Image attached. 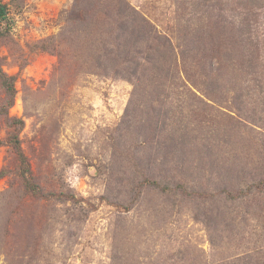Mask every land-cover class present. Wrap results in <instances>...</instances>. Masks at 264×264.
Here are the masks:
<instances>
[{"label": "rangeland", "instance_id": "obj_1", "mask_svg": "<svg viewBox=\"0 0 264 264\" xmlns=\"http://www.w3.org/2000/svg\"><path fill=\"white\" fill-rule=\"evenodd\" d=\"M2 1L0 264H240L260 234L235 206L262 221L264 193L252 209L221 194L239 186V157L264 174V61L261 88L232 57L208 63L237 0H127L160 37L129 62L134 34L105 48L124 19L142 27L120 0ZM106 3L123 13L112 25Z\"/></svg>", "mask_w": 264, "mask_h": 264}, {"label": "trees", "instance_id": "obj_2", "mask_svg": "<svg viewBox=\"0 0 264 264\" xmlns=\"http://www.w3.org/2000/svg\"><path fill=\"white\" fill-rule=\"evenodd\" d=\"M225 1L226 0H218L222 10L224 11H226ZM228 1H232V0H228ZM117 2L121 4V6L124 9H126L128 16L127 15L124 16H126L130 21L134 23L142 24V27L137 28L135 25H131L129 21L124 19L121 25L122 31L115 33L113 29L109 30L112 35L109 36L110 44L105 45V48L108 54H111L112 51L117 53L115 50H117L119 47H122L123 39L126 38V34H134L136 39V45L134 46L133 49L129 50L126 55L127 61L129 62L136 57L135 52H140V48L137 49V51L136 48L142 40H145L146 43L150 42V46H151L150 48H152L153 46L157 45L156 42L158 39H160V37L156 35L155 38L153 39V35H152L153 31L151 29L153 28L152 24L144 16H142L134 7H132L127 2V0H120ZM105 8H107L108 11L104 12V17L109 25L113 24L114 16H115L114 11L119 16L123 15V13H121L120 15L119 12L116 11L109 3H106ZM232 15L235 17V23H231L230 21H228L227 18L225 20H222L224 19L223 17L216 19L214 21L220 27L215 31L214 35L210 38L211 40H213V45L212 48L208 50L213 51V53H210V56L212 58H210L211 60L208 63L209 64L211 63V65L214 66L216 63L221 61V58L223 57V55L221 54H224V56L227 57H232L233 59H235V63L232 64L234 71L235 69L241 71L244 77L247 78L252 76L253 79L257 80L255 82V85L261 88L258 79L256 78V73L259 72L261 66L260 63L264 61V55H262L264 49L262 46L259 45L257 40L264 37V26H263L264 0H237V4H235V12ZM6 16H7L6 4L3 3L2 0H0V19L4 20L6 19ZM260 17H262V19ZM201 19L205 20V17L201 16L198 18V20ZM203 20L196 21V26L194 27V29L198 28L199 26H203L204 24L207 23L206 21ZM140 29H143V31ZM226 32L233 33V39H232L233 48L223 49V47L228 43V36L226 35ZM205 51H207V49H204L203 52ZM188 52L189 51L187 49L185 50L182 47V49H180L181 59L185 56H191L189 55ZM208 57L209 56H206L205 58ZM120 58H122V56ZM123 61L127 62L125 60ZM140 65L141 62L140 64L136 65L132 70L134 72V76H136L138 67ZM0 76L3 77L4 73H1ZM262 76H264L263 73H261L260 77ZM263 80L264 79L261 80L259 79L261 83L264 82ZM241 113L244 115L243 112ZM241 113L239 117L243 119ZM244 120L253 122L250 119H244ZM17 149L20 150L19 145H17ZM19 155H22V153L19 152ZM237 161L244 162V165L239 168L240 169V172L238 173L239 186L237 185L238 186L237 189L224 190L225 194H221V196H224L226 201L229 200L233 204L237 202L236 205L245 203L246 201V207L248 206L249 203L248 208L252 209L253 207L252 198L257 197L261 193H264V174L263 177H257V175L252 174V171L248 170L246 167L248 162L246 160L244 161L242 157L237 158ZM23 163H24V167L27 168L26 170L29 174L31 172L30 163L26 161ZM257 174L260 175V173ZM249 180L252 181L249 182ZM244 181H246L247 183L245 185H241ZM27 187L28 190L32 191L33 193H36L40 189V186L36 183H32L29 178H28ZM235 208H236V212L234 215V221H236L237 223H242V222L244 223L247 220V216L249 215V218L252 221H255L256 224L258 225L257 230L254 229V227H249L250 230L257 231L258 232L256 233L257 235L260 234L258 238L244 242V244H247L248 246L243 252V254L238 256V259H240L239 261H241L240 264H264V239H260L261 236H263L264 238V218L261 221L260 218H257V216H254L252 214V210H247L241 205H239L238 209L236 206ZM206 218H208V221L206 220L207 224L211 227L209 223V221L211 222V219H209V216ZM245 225L248 226V224Z\"/></svg>", "mask_w": 264, "mask_h": 264}]
</instances>
